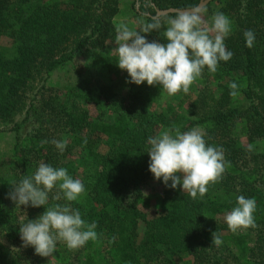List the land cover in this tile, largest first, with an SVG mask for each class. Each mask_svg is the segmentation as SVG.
<instances>
[{"label":"trees","instance_id":"trees-1","mask_svg":"<svg viewBox=\"0 0 264 264\" xmlns=\"http://www.w3.org/2000/svg\"><path fill=\"white\" fill-rule=\"evenodd\" d=\"M198 2L132 0L141 19L136 30L160 21L159 30L142 35L167 43V20L176 14L152 18L154 11ZM203 8L204 20L212 22L217 12L231 20L224 43L234 55L215 72L205 68L188 93L161 103L160 85L128 83L116 64L119 0H0V134L13 139L0 161V264L40 263L33 247L22 246L19 226L25 215L34 220L57 203L97 225L98 238L83 246L81 264H264V0H211ZM246 30L255 34L252 47L246 46ZM83 57L102 70L106 83L90 84L87 66L78 63L75 81L47 84L52 73ZM173 126L181 132L199 128L207 144L224 151L222 178L203 197L193 199L179 185L166 187L149 171V137ZM52 140L67 141L63 153ZM41 163L67 169L85 192L76 201L63 193L55 201L57 187L45 207L15 205L8 198L11 187ZM149 181L160 187V212L145 221L141 188ZM240 195L255 198L256 227L233 232L224 217ZM213 232L220 246L212 244ZM64 252L58 246L53 255L65 262Z\"/></svg>","mask_w":264,"mask_h":264},{"label":"clouds","instance_id":"clouds-1","mask_svg":"<svg viewBox=\"0 0 264 264\" xmlns=\"http://www.w3.org/2000/svg\"><path fill=\"white\" fill-rule=\"evenodd\" d=\"M205 12L206 9L200 7L169 18L163 33L167 43L149 42L142 35L159 30L162 27L160 21L140 30L125 23L116 26V64L127 72L128 83L160 85L170 96L181 91L188 93L205 68L215 72L221 61L230 60L234 54L226 48L224 41L232 30L231 20L224 13L217 12L208 27L205 26ZM244 36L246 46L252 47L254 32L246 30ZM230 88L235 90L237 85L233 82ZM231 94L235 95V91ZM204 136V131L199 128L181 132L173 126L149 137V171L154 179L162 180L172 189L179 185L182 192H187L193 199L198 195L203 197L208 186L222 178L226 164L223 149L207 144ZM51 143L61 153L67 146L66 140H52ZM57 187L58 191L52 197L55 201L61 199V193L66 201H76L85 192L83 182L73 179L67 169L41 163L32 176H25L11 187L8 198L19 207H45L49 193ZM255 210V198L238 196L236 206L224 217L228 228L235 232L256 227ZM22 219L27 220L19 226L22 246L33 247L42 257L52 256L58 241L64 242L69 249H78L98 238L96 223H87L79 210L69 205L57 203L45 208L43 214L34 220H29L26 215ZM212 244H222L216 232L212 233Z\"/></svg>","mask_w":264,"mask_h":264},{"label":"rangeland","instance_id":"rangeland-1","mask_svg":"<svg viewBox=\"0 0 264 264\" xmlns=\"http://www.w3.org/2000/svg\"><path fill=\"white\" fill-rule=\"evenodd\" d=\"M45 2H49V0H43ZM131 2L132 0H119V14L115 17L114 21L116 24H121L125 23L127 24L130 28L137 29L139 28L140 25V18L136 16L133 12V9L131 7ZM215 6V5H214ZM207 15V14H204ZM206 25L210 27L211 26V20L205 18ZM4 40L0 43V46L4 44ZM113 44L109 45L112 46ZM92 62L90 57H83L81 59H76L67 66L55 71L52 73L48 79L47 84H64L67 81H70L69 83H72L76 79V75L74 74V66L78 63H84L87 67L88 74L85 76L88 78L90 81V84L92 85H97V84H102L106 83L107 80L104 79V73H102L101 69H98V67L94 68L90 66V63ZM46 84V85H47ZM211 85H208L207 87H210ZM200 88V87H198ZM211 91H214L213 87L210 88ZM170 95L165 91L164 93L160 94L158 101L159 102H164L167 100V98ZM87 109L89 111L90 116H96L93 107L87 106ZM21 115L16 117V120H20ZM12 134L9 133H2L0 134V161L4 159V154L6 153V150L10 147L12 143ZM160 187L155 181H149L145 183L142 188V198H143V204H142V214L144 216V220H149L155 216H157L158 212H160V207H159V201H160ZM144 220L143 221H138L137 222V227H136V232H137V237L136 241H139L142 233L144 231ZM240 232H244V230H241ZM61 247L63 250H65L64 253L67 255V259L65 262H60L58 260V257L60 258L61 256H58L57 253L50 257H42V260L40 261L39 264H81L82 261V253H83V247H80L78 249H69L64 242L58 241L56 247Z\"/></svg>","mask_w":264,"mask_h":264},{"label":"water","instance_id":"water-1","mask_svg":"<svg viewBox=\"0 0 264 264\" xmlns=\"http://www.w3.org/2000/svg\"><path fill=\"white\" fill-rule=\"evenodd\" d=\"M211 0H199V2L197 3V5L193 8L190 9H184V10H176V9H172V8H168L165 10H155L154 11V16L152 18H157L160 16H165V15H169V14H177V13H181V12H185V11H191L193 9L196 8H200V7H204L207 3H209ZM135 10H137V4H135Z\"/></svg>","mask_w":264,"mask_h":264}]
</instances>
